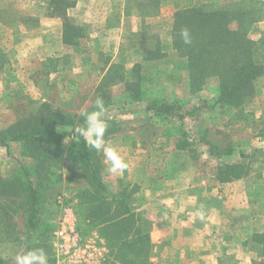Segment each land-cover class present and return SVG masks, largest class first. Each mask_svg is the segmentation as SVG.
I'll return each instance as SVG.
<instances>
[{
    "label": "rangeland",
    "instance_id": "1",
    "mask_svg": "<svg viewBox=\"0 0 264 264\" xmlns=\"http://www.w3.org/2000/svg\"><path fill=\"white\" fill-rule=\"evenodd\" d=\"M29 2L0 0V19L7 28L12 30L17 24L41 27L42 22L60 17L67 10L69 17L62 28L67 41L62 45L58 42L57 56L39 63L37 70L14 69V57L0 48V56L6 59L0 77L9 80L0 94V130L36 114L43 103L60 114L75 116L79 124L85 112L97 110L99 87L109 83L105 98L111 101L104 102L103 112L107 123L105 140L117 149L128 167L122 174H111L106 170L109 165L103 154L96 152L108 192L130 193L134 191L130 187L134 182L155 189L172 180L180 187L184 183L196 185V195L201 196L202 202L206 193L220 192V169L243 162L249 168L245 177H252L233 187L243 189L252 209L254 203L264 204V73L253 82L252 91L238 106L218 103L215 78L207 80L201 91L191 94L187 59L175 50L172 36L174 15L183 9L197 6L242 12L248 20L251 57L264 72V0H36L35 5ZM30 14H38V19ZM15 45L6 43L7 48ZM19 55H13L15 60ZM67 66L69 71L62 69ZM63 76L69 78L70 84L62 88L56 82ZM25 79L32 80L42 95L31 97L34 92L30 93V86L21 83ZM43 98L50 101L41 102ZM153 102L171 104L183 120L147 111L146 106ZM0 174L5 178L34 179L33 162L20 156L19 144L0 147ZM84 174L65 161L54 165L48 175L41 177L32 214L24 193L17 198H0V264H16L15 256L36 244L38 233L45 236L48 264H58L52 240L59 215L57 197L61 195L76 209L79 230L88 246L87 253L93 254V264L106 263L110 247L116 252L119 246L114 245L110 236L114 230L106 228L103 235L99 227L84 221L78 210L83 202L82 192L92 191ZM140 189L144 190L140 186L136 191ZM181 190L187 194L188 189ZM192 196L184 199L188 201ZM217 201L211 199L214 205H218ZM205 204L201 207L203 219L200 214L188 229L192 242L173 250L161 245L164 236L159 226L166 219L160 210L154 208L138 215L141 220L137 225L142 226V233L149 234L148 264H264L263 217H248L253 227L247 241L240 242L233 237L229 223L224 227L218 221L212 223L203 210L207 208ZM30 218L37 230L29 228ZM255 237L262 239V247L252 243Z\"/></svg>",
    "mask_w": 264,
    "mask_h": 264
},
{
    "label": "trees",
    "instance_id": "2",
    "mask_svg": "<svg viewBox=\"0 0 264 264\" xmlns=\"http://www.w3.org/2000/svg\"><path fill=\"white\" fill-rule=\"evenodd\" d=\"M247 21L242 12L205 10L197 6L183 9L174 15V48L187 59L191 94L201 91L207 80L212 78L218 82V103L221 105L238 106L252 91L253 82L264 72L251 57L252 42L247 34ZM184 28L191 33L190 45L184 44L179 36L180 30ZM5 62L3 55L0 56V71ZM108 88L109 83L99 87L100 97L107 103L111 101L105 98ZM175 109L166 102L157 105L153 102L146 106L147 111L154 110L159 116H175L183 120L181 114H175ZM83 122L78 124L75 116L60 114L43 103L36 114L1 129L0 147H7L9 143L19 144L20 156L33 162L34 179L20 176L5 178L0 174V198H17L24 193L31 205L29 210L32 214L38 187L42 185L41 177L48 175L54 165L68 162L85 173L92 188L91 192H82L83 202L78 206L84 221L99 227L101 233L106 228L110 232L114 230L110 236L114 245L119 247L116 252L110 247V256L105 264H148L151 253L149 234L142 233V226L137 225L141 219L129 207V193L118 197L111 195L101 179L96 151L89 149L82 139H74V130ZM218 173L223 174V177L217 180L225 183L247 176L249 168L243 162H236L220 169ZM28 225L30 229L37 230L32 218ZM44 237L38 233L37 243L30 245L27 251H45L47 245L44 244Z\"/></svg>",
    "mask_w": 264,
    "mask_h": 264
},
{
    "label": "crops",
    "instance_id": "3",
    "mask_svg": "<svg viewBox=\"0 0 264 264\" xmlns=\"http://www.w3.org/2000/svg\"><path fill=\"white\" fill-rule=\"evenodd\" d=\"M29 3L31 5L37 4L36 0H30ZM23 15L28 14L24 13ZM30 15L34 17V19H38V14ZM67 17H69V12L65 10V12H62L60 17L56 16L51 18L45 24L42 22L41 27L32 28L30 26H18L17 24L14 25L12 30H10L9 27L7 28V25L1 21L3 19H0V48L4 50L3 52L8 51L10 56L14 57V62L17 64V67L15 65L14 69H36L38 64L43 62L45 59L53 58V55L57 56V52L59 51L58 50L56 52V49L58 48L57 43L59 42V44L62 45L67 41L62 30L63 23L67 20ZM7 42H9L10 45H17L7 48ZM53 48H55V52ZM16 53H19L20 55L15 60V56L13 55ZM5 65L0 71V74L3 73ZM62 69L69 71V66ZM68 79L63 76L59 79V82L56 83H60L63 88V86H68L70 84ZM8 83V79L0 77V94H2V89H4L5 86L7 87ZM21 83L30 86V93L32 94V92H34L31 97L34 99L38 97V95H42L41 93H38L39 90L35 88L36 84L33 83L32 80L25 79V83L23 81ZM44 101L50 100L47 98L41 99V102ZM261 173L264 177V172L262 171ZM251 177L252 176L242 179H233L231 182L222 183L220 185L219 193H216L215 195L205 194L206 199H203L204 203L203 201H200L201 196L198 197L196 195L198 192L196 185H191L190 187L189 183H184L182 188L175 181L168 180V183H166V181L163 182V184L161 183L157 185L155 189L154 187H152L153 189H149L148 187L143 186V183L134 182L131 183L130 186L131 188L133 187L134 191L129 193L130 197L128 203L132 212H134L137 216L139 214L144 215L154 208H158V210H160V213L164 215V219H166L164 220V223L159 226L161 233L164 236L161 241V245H168L167 248L169 249H179L180 245L189 246L192 241L188 229L192 227L191 223L199 218L200 214H202L201 210L205 203L207 208H204L203 210H206L207 215H209V218L212 220V223H214V221H218L217 223H222V227L225 226V223H229V226H232V229L234 230L233 237L240 242H245L247 241L250 229L253 227V223L249 222L248 217L251 214L252 216L259 214L264 219V204L260 205L254 203V208L252 209L250 206L251 203L249 205L245 199V192H243V189H236L233 186L238 185V183L250 181ZM174 178L175 177L173 176V179ZM126 186L127 188L129 187V185ZM140 186L143 187L144 190L140 189L139 191H136L140 188ZM181 189H188V191L186 190L187 194H184L185 191ZM120 192L121 190H113V192L109 193L118 197L121 194ZM190 194H193L192 198L186 201L185 199H188ZM184 196L186 197L185 199ZM212 198L218 199V205H214L213 202H211ZM256 206L259 207V210L256 209ZM228 217H230V219H228ZM209 225H211V228L214 230V226H212V224ZM262 226L264 227V224ZM261 240V238L255 237V239H252V243L262 247L263 242Z\"/></svg>",
    "mask_w": 264,
    "mask_h": 264
},
{
    "label": "clouds",
    "instance_id": "4",
    "mask_svg": "<svg viewBox=\"0 0 264 264\" xmlns=\"http://www.w3.org/2000/svg\"><path fill=\"white\" fill-rule=\"evenodd\" d=\"M179 36L183 43L190 45L192 43L191 33L187 28L181 29ZM96 111L85 112L83 114V124L77 127L74 139L77 141L83 140L85 145L96 151L102 153L105 160L108 162L107 171L111 174H122L128 167L127 162L122 158L117 149L108 146L105 140V133L107 131V123L103 119L104 102L98 97L95 101ZM203 219V214H201ZM16 264H48V256L43 249H31L26 252L18 253L15 256Z\"/></svg>",
    "mask_w": 264,
    "mask_h": 264
},
{
    "label": "built area",
    "instance_id": "5",
    "mask_svg": "<svg viewBox=\"0 0 264 264\" xmlns=\"http://www.w3.org/2000/svg\"><path fill=\"white\" fill-rule=\"evenodd\" d=\"M59 215L52 240L54 256L58 264H93V254L87 253L81 232L79 218L73 205L65 200V196L57 197ZM94 251L97 253L98 249ZM102 252H99L101 255Z\"/></svg>",
    "mask_w": 264,
    "mask_h": 264
}]
</instances>
